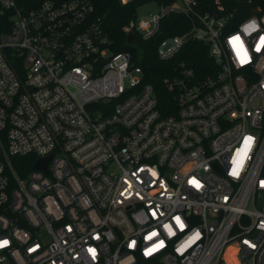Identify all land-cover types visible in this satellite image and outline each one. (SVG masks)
I'll return each instance as SVG.
<instances>
[{"label":"built area","instance_id":"1","mask_svg":"<svg viewBox=\"0 0 264 264\" xmlns=\"http://www.w3.org/2000/svg\"><path fill=\"white\" fill-rule=\"evenodd\" d=\"M152 1L126 44L181 13L158 60L214 65L178 59L164 103L95 0H0V264H264V0Z\"/></svg>","mask_w":264,"mask_h":264},{"label":"trees","instance_id":"2","mask_svg":"<svg viewBox=\"0 0 264 264\" xmlns=\"http://www.w3.org/2000/svg\"><path fill=\"white\" fill-rule=\"evenodd\" d=\"M212 0H200L203 10L207 9ZM143 1H131L121 4L118 0H95L94 17L98 18L103 26L104 34L113 40L111 46L114 51H126L129 49L137 56V50L141 55V64L146 72L145 81L152 83L158 91L160 102L168 101L170 93L163 87L162 79L171 74L172 67L183 59L198 74L206 75L214 69L213 61L207 52V47L199 42H189L184 51L173 61L165 62L158 60L155 49L162 36L181 33L188 28L190 20L183 14H170L161 18L160 33L150 40H141L135 35L136 48L126 44V38L122 32V26L135 16L136 10ZM13 165L19 175L27 173L34 162V156H13Z\"/></svg>","mask_w":264,"mask_h":264},{"label":"rangeland","instance_id":"3","mask_svg":"<svg viewBox=\"0 0 264 264\" xmlns=\"http://www.w3.org/2000/svg\"><path fill=\"white\" fill-rule=\"evenodd\" d=\"M159 10V6L157 5V3H155L152 0H145L142 3V6H140L137 9V14L139 17H142V15L147 14L148 12H156Z\"/></svg>","mask_w":264,"mask_h":264},{"label":"water","instance_id":"4","mask_svg":"<svg viewBox=\"0 0 264 264\" xmlns=\"http://www.w3.org/2000/svg\"><path fill=\"white\" fill-rule=\"evenodd\" d=\"M128 38L130 40L134 39L131 34H128ZM49 159H50V156H45L44 158L37 159V162L34 164L33 168L34 169L46 170L47 163H48Z\"/></svg>","mask_w":264,"mask_h":264},{"label":"snow or ice","instance_id":"5","mask_svg":"<svg viewBox=\"0 0 264 264\" xmlns=\"http://www.w3.org/2000/svg\"><path fill=\"white\" fill-rule=\"evenodd\" d=\"M234 43L238 44V45L240 46V48L243 47L242 42H241L239 36L234 37ZM261 43H264V37L261 38ZM257 50H259V49L257 48ZM246 55H247V54L245 53L244 56L242 57V60L246 59ZM251 139H252L251 137L247 138L248 141H251ZM177 219H178V218H177ZM5 243H6V242H5Z\"/></svg>","mask_w":264,"mask_h":264}]
</instances>
